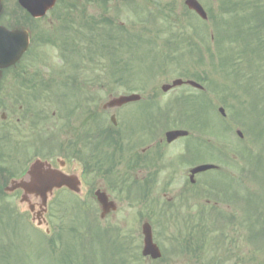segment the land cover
I'll return each instance as SVG.
<instances>
[{
    "label": "rangeland",
    "instance_id": "rangeland-1",
    "mask_svg": "<svg viewBox=\"0 0 264 264\" xmlns=\"http://www.w3.org/2000/svg\"><path fill=\"white\" fill-rule=\"evenodd\" d=\"M183 1L108 0L101 8L98 3L79 0L81 9L69 12L73 20L66 23L68 30H61L58 47H44L38 58L30 50L19 64L21 68L29 63L61 65L67 70L61 69L60 80L79 75L71 65L102 64V68L81 74L85 78L88 75L93 85L103 84L104 90L113 95L138 93L146 97L143 103L149 101L147 97H155L154 105L146 104L144 109L137 104L125 107L121 112L124 119L132 118L139 126L148 114L155 119L157 110L163 116L155 121V128H185L192 137L178 139L170 149L183 144L189 162L221 167L220 171L199 175L208 183L202 182V186L210 192V196L205 194L212 197L211 202H218L211 194L215 182L229 184L228 179L236 178L227 188L228 193L236 195L235 200L226 197L225 203L218 202L217 206L225 212L227 202L231 203L228 212H234L236 220L226 222V228L233 225V230L224 229V244L215 237L218 229L209 230L200 256V251L196 257L178 251L187 232L177 226L182 220L175 215H134L139 211L138 201L123 206L113 221H100L96 214L99 224H104L102 229L110 230V238L122 245L121 255L126 258L123 264H202L203 258L204 264H213V258L229 255L233 258L222 264H264V0H198L208 15L205 23L189 13ZM234 4V9L229 7ZM63 5V0L58 2L51 14L60 15ZM89 24L93 29H87ZM92 36L97 48L90 42ZM103 43L114 49H104ZM231 49L234 58L230 66L221 60ZM35 70L40 79L58 74L39 67ZM175 78L192 79L204 89L200 92L182 85L162 92L160 86ZM218 107L224 109V117ZM121 114L116 111L118 124L113 129H118ZM193 128L200 133L198 137L193 138ZM236 130L242 133L241 138ZM58 197L67 199L63 193ZM204 197L200 195L198 200L203 202ZM89 205L84 193L76 196L73 207L62 204L64 209L50 217L54 231L46 237L44 228L31 224L17 200L0 198V264H116L101 232L89 228L87 233ZM209 207L204 210V222H210L208 229L217 225L216 212ZM143 218L152 219L153 238L162 252L160 260L141 258ZM228 234L234 239L231 252L226 247Z\"/></svg>",
    "mask_w": 264,
    "mask_h": 264
},
{
    "label": "flooded vegetation",
    "instance_id": "flooded-vegetation-1",
    "mask_svg": "<svg viewBox=\"0 0 264 264\" xmlns=\"http://www.w3.org/2000/svg\"><path fill=\"white\" fill-rule=\"evenodd\" d=\"M53 10L54 7L42 16H32L19 0H0V27L26 32L29 46L24 55L35 51L34 57L38 58L44 47H58L61 29L65 28L62 20L68 19L52 15ZM36 67L58 74L47 75L52 79H40L33 73L37 72ZM71 67L80 73L69 80H60L65 67L49 63H29L21 68L18 62L1 71L0 198L25 201L27 209L52 231L50 217L60 210L55 207L57 196L68 194L72 206L75 194L67 187H51L48 182L37 191L13 184L27 175L35 161H40L44 164L42 177L49 170L51 174L60 172L80 179L81 189L90 200L92 226L104 227L96 214L100 221H113L123 206L137 201V216L143 212L156 215L159 210V214L166 215L187 209L189 199L196 200L190 193L199 192L191 189H201L202 183L198 173L190 176L192 167L183 171L187 149L170 151L172 143L180 138L166 142V131L158 132L150 118L139 126L130 118L123 119L118 129L109 127L108 116L137 102L105 108V103L113 98L111 93L104 90L103 84L93 85L88 75L85 78L81 74L103 65L80 63ZM103 91L105 95L101 94ZM100 194L105 199L104 209L96 198ZM109 205L116 209L111 211ZM102 212L104 216L100 215ZM193 216L198 218V213ZM201 219L191 228L201 227Z\"/></svg>",
    "mask_w": 264,
    "mask_h": 264
},
{
    "label": "water",
    "instance_id": "water-1",
    "mask_svg": "<svg viewBox=\"0 0 264 264\" xmlns=\"http://www.w3.org/2000/svg\"><path fill=\"white\" fill-rule=\"evenodd\" d=\"M53 3V0H44L45 6H48ZM185 4L188 6V8L195 10L202 18H206V14L204 13L201 6L197 3L196 0H185ZM28 9L32 10L35 14H42L43 13V7H37L32 6L28 7ZM27 46V36L23 32H16V33H6L3 32V35L0 37V70L2 68H5L11 64H14L21 56L23 51L26 49ZM181 84L180 80H174L172 82L171 86H176ZM189 84L198 87L197 84L194 82H189ZM168 88H170L168 85H163L162 90L166 91ZM138 99L137 95H130V96H122L114 101L110 102V105H120L128 101L136 100ZM222 112V110L220 109ZM186 132L184 131H171L167 133V140L170 141L174 139L176 136L179 135H185ZM240 135V133H238ZM37 166L36 165L32 172H30V176H33L34 182H37ZM211 168V166L205 165L200 166L195 169V171H202L205 169ZM68 185V182H65L62 180V178H57V183H54V186H61V185ZM142 234H143V249L142 254L143 255H149L151 258H158L160 256V253L157 249V247L152 243L151 239V231L148 224H143L142 226Z\"/></svg>",
    "mask_w": 264,
    "mask_h": 264
}]
</instances>
